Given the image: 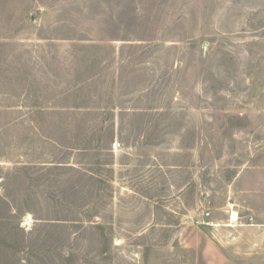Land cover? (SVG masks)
Masks as SVG:
<instances>
[{
	"label": "rangeland",
	"instance_id": "1",
	"mask_svg": "<svg viewBox=\"0 0 264 264\" xmlns=\"http://www.w3.org/2000/svg\"><path fill=\"white\" fill-rule=\"evenodd\" d=\"M263 212L264 0H0V264H256Z\"/></svg>",
	"mask_w": 264,
	"mask_h": 264
},
{
	"label": "crops",
	"instance_id": "2",
	"mask_svg": "<svg viewBox=\"0 0 264 264\" xmlns=\"http://www.w3.org/2000/svg\"><path fill=\"white\" fill-rule=\"evenodd\" d=\"M252 226L251 228L255 229L256 232V264H264V212L263 214L258 213L257 222ZM214 246L212 242V254L210 251L207 252L203 249L198 252V255H200V257L198 256L200 264H231L222 260L218 253L219 251H217ZM208 258L212 260L207 261Z\"/></svg>",
	"mask_w": 264,
	"mask_h": 264
},
{
	"label": "built area",
	"instance_id": "3",
	"mask_svg": "<svg viewBox=\"0 0 264 264\" xmlns=\"http://www.w3.org/2000/svg\"><path fill=\"white\" fill-rule=\"evenodd\" d=\"M230 219H231V221H233V222H237V221H239L240 220V213H239V211H234V210H232L231 211V214H230Z\"/></svg>",
	"mask_w": 264,
	"mask_h": 264
}]
</instances>
